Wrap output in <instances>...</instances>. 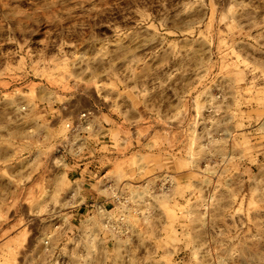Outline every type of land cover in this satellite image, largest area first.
Returning <instances> with one entry per match:
<instances>
[{"label": "rangeland", "instance_id": "374dc122", "mask_svg": "<svg viewBox=\"0 0 264 264\" xmlns=\"http://www.w3.org/2000/svg\"><path fill=\"white\" fill-rule=\"evenodd\" d=\"M0 264H264V0H0Z\"/></svg>", "mask_w": 264, "mask_h": 264}, {"label": "crops", "instance_id": "0c3cea01", "mask_svg": "<svg viewBox=\"0 0 264 264\" xmlns=\"http://www.w3.org/2000/svg\"><path fill=\"white\" fill-rule=\"evenodd\" d=\"M78 115H79V113H77L76 115H75V117L77 118L78 117ZM79 178V177H78ZM77 177H76V179H78Z\"/></svg>", "mask_w": 264, "mask_h": 264}, {"label": "built area", "instance_id": "2783aa9c", "mask_svg": "<svg viewBox=\"0 0 264 264\" xmlns=\"http://www.w3.org/2000/svg\"><path fill=\"white\" fill-rule=\"evenodd\" d=\"M83 116H84V114H81V115H80V118L83 117Z\"/></svg>", "mask_w": 264, "mask_h": 264}]
</instances>
